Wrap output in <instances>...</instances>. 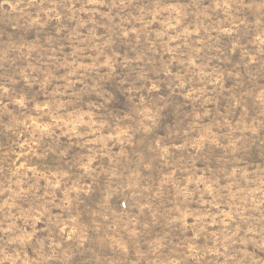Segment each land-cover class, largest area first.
Listing matches in <instances>:
<instances>
[{
  "label": "rangeland",
  "instance_id": "rangeland-1",
  "mask_svg": "<svg viewBox=\"0 0 264 264\" xmlns=\"http://www.w3.org/2000/svg\"><path fill=\"white\" fill-rule=\"evenodd\" d=\"M0 264H264V0H0Z\"/></svg>",
  "mask_w": 264,
  "mask_h": 264
}]
</instances>
